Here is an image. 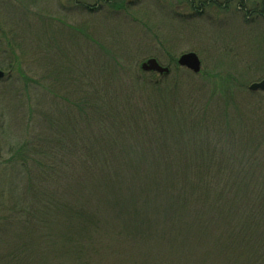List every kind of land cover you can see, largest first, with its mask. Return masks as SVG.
Wrapping results in <instances>:
<instances>
[{
	"label": "rangeland",
	"instance_id": "rangeland-1",
	"mask_svg": "<svg viewBox=\"0 0 264 264\" xmlns=\"http://www.w3.org/2000/svg\"><path fill=\"white\" fill-rule=\"evenodd\" d=\"M122 1L0 0V264H188L190 246L177 235L158 227L150 238L133 236L122 227L123 208L107 199L90 221L94 194L76 183L74 142L169 154L181 139L199 151L205 129L184 114L196 97L245 118L238 161L253 142L264 145V101L248 90L264 77V15L245 19L235 0H213L199 13L185 0ZM189 51L198 73L176 63ZM150 57L169 71L157 85L145 82L157 73L144 75L145 87L134 73ZM149 105L156 117L129 113ZM115 106L126 107L121 120ZM131 197L140 193L127 192L125 206ZM23 198L26 213L4 215ZM68 204L86 210L70 228L60 223ZM206 243L192 246L191 264H233L231 252Z\"/></svg>",
	"mask_w": 264,
	"mask_h": 264
},
{
	"label": "trees",
	"instance_id": "trees-1",
	"mask_svg": "<svg viewBox=\"0 0 264 264\" xmlns=\"http://www.w3.org/2000/svg\"><path fill=\"white\" fill-rule=\"evenodd\" d=\"M102 1L111 7H121L123 2ZM235 1L238 3L236 9L245 19L252 15H264V0ZM185 2L198 13L200 10L197 9L202 10L216 3L213 0ZM250 3L252 8H248ZM79 6L92 9L84 4ZM146 74L153 76L155 72L134 73L135 82L146 87L142 82ZM164 75L156 74L145 82L150 80L149 84L157 85ZM256 93L264 101V92ZM189 102L187 104L192 105L185 110V119L194 125L201 124L207 134L201 139L204 142L199 151L196 150L197 142L190 147L181 139L182 143L176 139V145L169 154L137 148V144L132 148L126 145L104 148L72 143L76 148L73 152L76 183L80 189L94 194L93 206L87 213L89 219L94 224L91 212L107 199L108 205L119 211L123 208L122 227L133 236L150 232V238L158 227L165 233L171 231L172 235H168L171 238L177 235L173 239L190 246L187 250L188 264H191L192 246L207 245L206 242L226 252L224 255L227 257V252H231L233 264H264V175L254 177L256 170L264 172L263 142H253L251 151H244L242 160L238 161L237 154L246 139L244 135L240 141L241 122L245 118L239 113L236 117L229 113L227 103L196 97H190ZM114 110L120 120L126 115L125 106L122 110L115 106ZM158 111V106L149 105L129 113L148 115L156 112V117ZM261 112L264 113V110ZM198 154L201 159L194 161L197 158L191 156ZM66 155V152L62 153L64 158ZM223 159L226 161L223 162ZM85 182L89 185H83ZM135 190L140 193V198L134 201L131 197V202L127 200L125 206L126 193ZM145 196H151L152 200ZM25 202L23 198L7 204L9 208L4 210V215L14 219V214L26 213L29 203ZM30 204H34L33 201ZM64 210L65 219L60 223L65 222L69 228L80 212H86L78 205L70 204ZM215 231L219 233L216 235Z\"/></svg>",
	"mask_w": 264,
	"mask_h": 264
},
{
	"label": "water",
	"instance_id": "water-1",
	"mask_svg": "<svg viewBox=\"0 0 264 264\" xmlns=\"http://www.w3.org/2000/svg\"><path fill=\"white\" fill-rule=\"evenodd\" d=\"M176 62L177 65L185 67L193 73H198L200 70V60L196 53L192 51L180 54ZM140 69L143 71L157 72L158 74H167L169 71L168 67L160 65L158 61L153 57H150L143 61L140 64ZM3 77L4 72L0 69V79ZM248 89L250 91L261 90L264 92V78L260 79L259 81L251 82L248 85Z\"/></svg>",
	"mask_w": 264,
	"mask_h": 264
}]
</instances>
